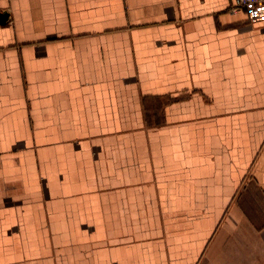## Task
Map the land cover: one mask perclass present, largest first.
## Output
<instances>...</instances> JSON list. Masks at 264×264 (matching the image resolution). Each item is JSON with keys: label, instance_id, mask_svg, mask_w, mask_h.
Wrapping results in <instances>:
<instances>
[{"label": "crops", "instance_id": "1", "mask_svg": "<svg viewBox=\"0 0 264 264\" xmlns=\"http://www.w3.org/2000/svg\"><path fill=\"white\" fill-rule=\"evenodd\" d=\"M234 3L0 0V264H264V18Z\"/></svg>", "mask_w": 264, "mask_h": 264}, {"label": "built area", "instance_id": "2", "mask_svg": "<svg viewBox=\"0 0 264 264\" xmlns=\"http://www.w3.org/2000/svg\"><path fill=\"white\" fill-rule=\"evenodd\" d=\"M240 9H245L253 21L264 18V0H235L231 10Z\"/></svg>", "mask_w": 264, "mask_h": 264}, {"label": "rangeland", "instance_id": "3", "mask_svg": "<svg viewBox=\"0 0 264 264\" xmlns=\"http://www.w3.org/2000/svg\"><path fill=\"white\" fill-rule=\"evenodd\" d=\"M171 126H175L174 129L177 128V126L176 125H173V123L171 124ZM199 223L200 222H197V226H199ZM195 224L196 223H194L193 221H190V219L187 218L184 221H181V230H186L188 228H192L193 229L195 227ZM202 224L204 225V222H202ZM173 227L177 228L176 225L170 224L169 228H173Z\"/></svg>", "mask_w": 264, "mask_h": 264}, {"label": "water", "instance_id": "4", "mask_svg": "<svg viewBox=\"0 0 264 264\" xmlns=\"http://www.w3.org/2000/svg\"><path fill=\"white\" fill-rule=\"evenodd\" d=\"M8 17V13L2 12L0 13V22H4Z\"/></svg>", "mask_w": 264, "mask_h": 264}]
</instances>
